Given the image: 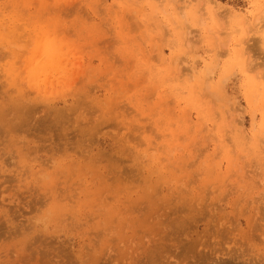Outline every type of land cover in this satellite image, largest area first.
I'll use <instances>...</instances> for the list:
<instances>
[{"label": "rangeland", "instance_id": "obj_1", "mask_svg": "<svg viewBox=\"0 0 264 264\" xmlns=\"http://www.w3.org/2000/svg\"><path fill=\"white\" fill-rule=\"evenodd\" d=\"M0 264H264V0H0Z\"/></svg>", "mask_w": 264, "mask_h": 264}]
</instances>
